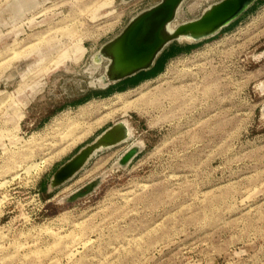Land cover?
Listing matches in <instances>:
<instances>
[{
  "label": "rangeland",
  "instance_id": "obj_1",
  "mask_svg": "<svg viewBox=\"0 0 264 264\" xmlns=\"http://www.w3.org/2000/svg\"><path fill=\"white\" fill-rule=\"evenodd\" d=\"M159 1L0 0V264H264V0L100 89L101 48ZM119 122L125 142L51 187Z\"/></svg>",
  "mask_w": 264,
  "mask_h": 264
},
{
  "label": "water",
  "instance_id": "obj_2",
  "mask_svg": "<svg viewBox=\"0 0 264 264\" xmlns=\"http://www.w3.org/2000/svg\"><path fill=\"white\" fill-rule=\"evenodd\" d=\"M185 0H160L158 4L133 18L115 39L105 44L99 54L107 61L99 88L105 90L112 85L150 70L164 49L173 42L187 40L202 42L219 34L223 28L235 21L256 0H223L212 5L196 20L176 26L173 33H167V26H174L177 14ZM187 36L188 39H181ZM264 115V111H263ZM129 124L116 123L93 143L80 150L72 159L61 166L53 175L51 187L58 188L74 178L97 152L113 148L129 137ZM137 153L129 150L120 160L127 164ZM99 185L95 180L74 193L73 202L92 193Z\"/></svg>",
  "mask_w": 264,
  "mask_h": 264
},
{
  "label": "bare ground",
  "instance_id": "obj_3",
  "mask_svg": "<svg viewBox=\"0 0 264 264\" xmlns=\"http://www.w3.org/2000/svg\"><path fill=\"white\" fill-rule=\"evenodd\" d=\"M177 24V23H176ZM177 27L176 26H172V24H170V26H167V28H166V31H167V33H173L174 32V30L176 29ZM181 39H188L189 40V38L187 37V36H181ZM187 41V40H186ZM190 42V41H189ZM101 56L99 57V58H97L96 59V64H99L100 63V60H101ZM100 82V81H99ZM101 82H102V80H101ZM262 87V86H261ZM263 108V111H264V107H262ZM262 111V110H261ZM262 115H263V113H262ZM124 125H126V123H128V122H122ZM128 128H129V136H130V134H131V127H129L128 126ZM132 135V134H131ZM121 159V158H120ZM119 167V166H118Z\"/></svg>",
  "mask_w": 264,
  "mask_h": 264
},
{
  "label": "trees",
  "instance_id": "obj_4",
  "mask_svg": "<svg viewBox=\"0 0 264 264\" xmlns=\"http://www.w3.org/2000/svg\"><path fill=\"white\" fill-rule=\"evenodd\" d=\"M160 64L162 65L163 63L160 62L158 66H161ZM144 76H145V74L144 73H141L140 75H138V78L140 79V78H143Z\"/></svg>",
  "mask_w": 264,
  "mask_h": 264
}]
</instances>
